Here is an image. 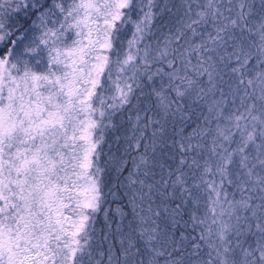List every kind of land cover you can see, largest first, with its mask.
I'll use <instances>...</instances> for the list:
<instances>
[{"label": "snow or ice", "instance_id": "snow-or-ice-1", "mask_svg": "<svg viewBox=\"0 0 264 264\" xmlns=\"http://www.w3.org/2000/svg\"><path fill=\"white\" fill-rule=\"evenodd\" d=\"M0 29V264H264V0H0Z\"/></svg>", "mask_w": 264, "mask_h": 264}, {"label": "trees", "instance_id": "trees-1", "mask_svg": "<svg viewBox=\"0 0 264 264\" xmlns=\"http://www.w3.org/2000/svg\"><path fill=\"white\" fill-rule=\"evenodd\" d=\"M72 0H63V3L67 7ZM78 2V0H77ZM178 2V0H177ZM168 22L167 14L164 17H160L157 20V23L166 24ZM32 31L28 32H20L19 35L16 37L18 41H22V46L19 52L16 54L15 61L21 67H23L24 62H28V66L33 67L38 72H44L49 67L48 65V50L46 46L40 43L39 37L42 34V29L36 27L35 24L32 26ZM5 29L7 31L16 33L19 31V26L17 27H9V23L5 22ZM5 34L4 29H0V35ZM71 36L72 34L69 33ZM25 37H27L25 39ZM32 49H36L35 52Z\"/></svg>", "mask_w": 264, "mask_h": 264}]
</instances>
